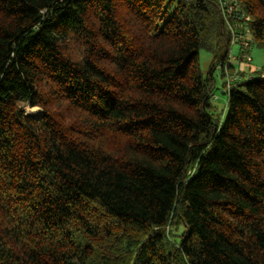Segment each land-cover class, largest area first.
Masks as SVG:
<instances>
[{"label": "trees", "instance_id": "obj_1", "mask_svg": "<svg viewBox=\"0 0 264 264\" xmlns=\"http://www.w3.org/2000/svg\"><path fill=\"white\" fill-rule=\"evenodd\" d=\"M230 39L218 0H0V264H264V70L215 114Z\"/></svg>", "mask_w": 264, "mask_h": 264}, {"label": "built area", "instance_id": "obj_2", "mask_svg": "<svg viewBox=\"0 0 264 264\" xmlns=\"http://www.w3.org/2000/svg\"><path fill=\"white\" fill-rule=\"evenodd\" d=\"M219 6L222 11L223 19L228 26L231 39H230V50L233 46H236L239 50L238 57H233L228 55V61L223 67L224 86L225 91L228 90L235 82L239 81L240 76L230 75L228 65H232V62H237V69L241 70L248 63L251 62L250 49L252 44L249 36L248 28L246 27V22L248 18L242 15L238 10V5L236 0H218ZM236 29V30H235ZM238 30V32H237ZM237 33V34H236Z\"/></svg>", "mask_w": 264, "mask_h": 264}, {"label": "rangeland", "instance_id": "obj_3", "mask_svg": "<svg viewBox=\"0 0 264 264\" xmlns=\"http://www.w3.org/2000/svg\"><path fill=\"white\" fill-rule=\"evenodd\" d=\"M239 50L236 46H233L230 51L229 56L238 57ZM250 58L251 62L249 63L250 69L256 71V70H264V50L257 47L256 45H252L250 49ZM211 61V55L201 50L198 53V66L201 71V73L205 76L209 64ZM232 65L234 67L235 72L237 71V62H232ZM248 67L246 66L244 72H248ZM233 72H229V74H232ZM224 82V78L220 77L219 70H216L213 73V90H212V97H211V103L214 107L215 114L221 116H224L225 114V105H226V95L224 93V90L222 88V83ZM24 114L31 118H37L40 116L42 111L39 108H30L28 106H25L23 108ZM36 111V112H35ZM33 115V116H32Z\"/></svg>", "mask_w": 264, "mask_h": 264}, {"label": "bare ground", "instance_id": "obj_4", "mask_svg": "<svg viewBox=\"0 0 264 264\" xmlns=\"http://www.w3.org/2000/svg\"><path fill=\"white\" fill-rule=\"evenodd\" d=\"M36 112V111H35ZM33 116V115H32Z\"/></svg>", "mask_w": 264, "mask_h": 264}]
</instances>
